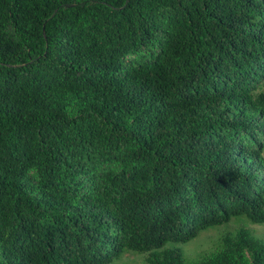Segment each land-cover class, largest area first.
I'll return each instance as SVG.
<instances>
[{
	"label": "trees",
	"instance_id": "trees-1",
	"mask_svg": "<svg viewBox=\"0 0 264 264\" xmlns=\"http://www.w3.org/2000/svg\"><path fill=\"white\" fill-rule=\"evenodd\" d=\"M263 88L264 0H0V264H186L264 224Z\"/></svg>",
	"mask_w": 264,
	"mask_h": 264
},
{
	"label": "rangeland",
	"instance_id": "rangeland-1",
	"mask_svg": "<svg viewBox=\"0 0 264 264\" xmlns=\"http://www.w3.org/2000/svg\"><path fill=\"white\" fill-rule=\"evenodd\" d=\"M262 91L264 92V88ZM262 156L264 158V150ZM240 228L247 229L254 238L264 243V224H254L244 217H238L226 224L209 227L184 244L169 243L166 247L179 248L186 264H197L217 254L221 250L222 237ZM147 257V254L126 252L115 264H146Z\"/></svg>",
	"mask_w": 264,
	"mask_h": 264
}]
</instances>
